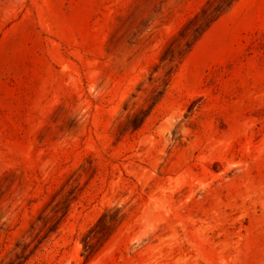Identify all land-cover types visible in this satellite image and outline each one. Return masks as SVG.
Listing matches in <instances>:
<instances>
[{
	"label": "rangeland",
	"instance_id": "rangeland-1",
	"mask_svg": "<svg viewBox=\"0 0 264 264\" xmlns=\"http://www.w3.org/2000/svg\"><path fill=\"white\" fill-rule=\"evenodd\" d=\"M0 264H264V0H0Z\"/></svg>",
	"mask_w": 264,
	"mask_h": 264
}]
</instances>
